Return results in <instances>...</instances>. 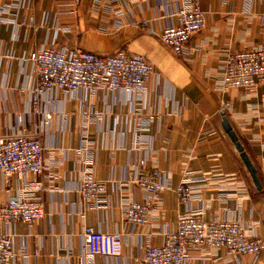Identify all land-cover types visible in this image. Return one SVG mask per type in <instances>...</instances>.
I'll list each match as a JSON object with an SVG mask.
<instances>
[{
	"label": "crops",
	"instance_id": "obj_1",
	"mask_svg": "<svg viewBox=\"0 0 264 264\" xmlns=\"http://www.w3.org/2000/svg\"><path fill=\"white\" fill-rule=\"evenodd\" d=\"M6 3L0 0V6ZM183 4L184 0H32L28 9L4 15L15 24L0 26V135L23 130L37 134L43 159L51 164L42 177L44 218L29 226L0 222V234H11L15 249L21 239L26 244V258H16L13 264H140L146 245H160L164 232L176 229L185 209L175 189L183 179L201 195L191 208L201 206L204 220H238L248 236L264 242V84L225 94L214 90L217 66L227 54L264 45V0H200L206 26L178 58L156 32L177 25L176 12ZM144 21H153L156 32L141 27ZM50 47L97 54L124 50L147 59L153 71L141 117L155 116L145 134L150 152L135 145L132 112L138 105L131 95L89 96L82 91L69 98L52 92L41 99L42 110L52 113L48 126L42 115H27L24 88L33 76L31 65L25 67L22 59ZM224 102L231 104L227 113ZM223 115L256 169L260 190L222 129ZM18 116L23 118L21 128ZM85 139L92 150L82 149ZM142 167L163 171L168 189L160 194L159 212L150 216L148 225L133 228L122 211L130 202H144L145 195L122 183ZM86 175L105 184L106 209L79 213L75 190ZM19 186L15 176H0V204L15 197ZM85 227L120 233L121 255L88 254L82 240ZM188 256L190 264H264V250L257 257L232 258L224 249H188Z\"/></svg>",
	"mask_w": 264,
	"mask_h": 264
},
{
	"label": "built area",
	"instance_id": "obj_2",
	"mask_svg": "<svg viewBox=\"0 0 264 264\" xmlns=\"http://www.w3.org/2000/svg\"><path fill=\"white\" fill-rule=\"evenodd\" d=\"M32 0H8L0 6V26L15 24V20L5 18L19 9H28ZM176 26L154 30L153 21H144L140 25L156 32L160 42L171 53L181 58L186 52L192 36L206 26L205 15L200 0H184L177 10ZM63 32L66 30H62ZM24 66L31 65L32 81L24 89L28 93L27 115H42L43 124L48 126L52 113L41 108V99L48 93L61 92L69 98L80 92L89 96L97 93H124L135 100L132 115L135 145L138 149L150 152L151 141L145 135L154 115L142 118V107L147 95V84L152 74V66L143 56L130 55L124 50L110 54H97L79 48L50 47L43 48L22 59ZM214 90L225 94L232 90L245 89L264 84V45L253 50L229 53L217 66ZM224 113L231 110V104H222ZM18 127H23V118L17 117ZM87 139L82 149H91ZM92 150V149H91ZM90 150V151H91ZM44 148L37 134H28L24 130L13 135H0V176H15L20 186L15 197L0 204V222L6 226L20 222L30 225L44 218L43 203L40 195L45 191L42 177L49 174L51 164L43 159ZM94 153H91L93 159ZM132 184L145 195L144 202H130L122 211V217L131 227H145L151 215L159 212L160 194L167 190L164 172L158 169L142 167L129 175L122 183ZM106 186L87 176L78 184L75 195L79 213L84 209L104 210L107 199L102 198ZM54 193L55 190H48ZM178 203L184 206V213L177 218L174 231H165L160 245H146L139 258L140 264H190L188 249L226 250L232 258L237 256L257 257L264 250V242L256 235L248 236L238 220L206 221L204 209L199 206L193 210L191 204L200 202L201 195L183 179L175 189ZM83 246L90 255L118 257L122 252L120 233H101L91 227H85L82 233ZM27 250L23 239L17 249L13 236L0 234V264H13L16 258H26ZM83 264V261L81 260ZM209 264H216L212 261Z\"/></svg>",
	"mask_w": 264,
	"mask_h": 264
},
{
	"label": "water",
	"instance_id": "obj_3",
	"mask_svg": "<svg viewBox=\"0 0 264 264\" xmlns=\"http://www.w3.org/2000/svg\"><path fill=\"white\" fill-rule=\"evenodd\" d=\"M222 129L229 138L230 142L233 144L236 152L239 154V157L246 168L247 172L249 173L254 186L256 187L257 190L261 189L258 177H257V172L256 169L253 167L252 163L250 162L248 156L244 152V148L241 145V143L238 141V138L236 134L233 132L227 118L225 115L222 116V123H221Z\"/></svg>",
	"mask_w": 264,
	"mask_h": 264
}]
</instances>
